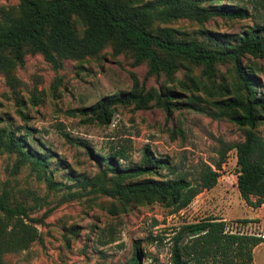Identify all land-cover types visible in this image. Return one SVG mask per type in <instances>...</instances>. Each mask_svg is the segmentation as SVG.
Segmentation results:
<instances>
[{"label": "trees", "instance_id": "obj_1", "mask_svg": "<svg viewBox=\"0 0 264 264\" xmlns=\"http://www.w3.org/2000/svg\"><path fill=\"white\" fill-rule=\"evenodd\" d=\"M218 15L231 20L250 19L251 23L238 32L204 29L202 34L180 32L163 24L182 17L201 23ZM106 47L112 55L124 53L133 65L145 63V75L140 78L129 70V89L102 95L72 111L103 124L111 121L116 104L146 108L153 103L163 108L167 116L173 109L187 106L213 118L226 117L243 128L244 137L223 144L217 158L201 163L193 177L149 174L169 166V162L148 147L134 165L117 161L127 158L123 144L107 153L90 152L98 169L93 176L81 172L72 177L81 188L88 185L93 192L111 196L112 204L117 201L122 208L156 200L174 212L216 184L227 152L235 148L240 196L250 206L261 205L264 132L259 131V126L264 125V0H16L0 6V72L12 88L18 83L14 67L24 64L26 54H41L58 67L66 58L81 61L87 56H98ZM222 64H226L224 70L228 74L221 72ZM194 68L199 75L193 73ZM181 69L184 77L178 78L176 72ZM151 74L164 75L166 82L147 85ZM175 82L191 88L186 98L179 99ZM198 89L211 98L194 93ZM31 132L29 128L22 133L0 125V153H15L14 168L28 163L50 186L64 185L53 178V169L49 168V158L55 152L32 146L27 139ZM49 207L40 216H31L30 208L20 198L0 188V264H8L5 253L25 249L40 239L37 223L43 222ZM226 225L221 216L184 221L172 237L170 264H253V247L264 241V235L233 231ZM138 254L136 248L127 264H140Z\"/></svg>", "mask_w": 264, "mask_h": 264}, {"label": "rangeland", "instance_id": "obj_2", "mask_svg": "<svg viewBox=\"0 0 264 264\" xmlns=\"http://www.w3.org/2000/svg\"><path fill=\"white\" fill-rule=\"evenodd\" d=\"M14 2L0 0V6ZM249 23L250 19L231 20L218 15L201 23L182 17L163 24L180 32L202 34L204 29L238 32ZM145 66L133 65L122 52L112 55L106 47L98 56L81 61L66 58L58 67L41 54H26L24 64L15 65L13 70L18 78L15 88L0 72V125L22 133L32 129L27 139L40 151L55 152L56 156L49 158V168L53 169V178L64 184L54 188L30 164L14 168L15 153H0V188L20 198L30 208L31 216H40L50 206L43 222L37 223L40 239L25 249L5 253L8 264H127L136 248L140 264H170L176 229L184 221L206 216L223 217L227 229L233 231L264 235V202L250 206L238 191L235 148L227 152L216 184L174 212L156 200L122 208L117 201L112 204L111 196L93 192L88 185L81 188L72 178L81 172L93 176L98 164L92 153H107L121 144L127 158L117 161L124 165L138 163L142 150L148 147L169 162V166L149 174L193 177L201 163L217 158L223 144L244 137L243 128L226 117L213 118L187 106L173 109L167 116L153 103L146 108L116 104L111 121L103 124L72 111L102 95L129 89L132 81L128 71L143 78ZM224 68L226 64L220 66L221 72L228 74ZM193 73L200 74L197 68ZM176 76L183 78V70ZM161 82H166L164 75L147 78V85ZM174 85L179 99L191 92L190 87H181L178 82ZM194 93L211 98L202 89ZM259 131L264 132V125ZM253 264H264V241L253 247Z\"/></svg>", "mask_w": 264, "mask_h": 264}]
</instances>
